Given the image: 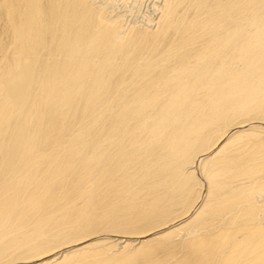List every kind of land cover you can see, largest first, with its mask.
Segmentation results:
<instances>
[{
    "label": "bare ground",
    "instance_id": "obj_1",
    "mask_svg": "<svg viewBox=\"0 0 264 264\" xmlns=\"http://www.w3.org/2000/svg\"><path fill=\"white\" fill-rule=\"evenodd\" d=\"M159 3L0 0V264H264V0Z\"/></svg>",
    "mask_w": 264,
    "mask_h": 264
},
{
    "label": "rangeland",
    "instance_id": "obj_2",
    "mask_svg": "<svg viewBox=\"0 0 264 264\" xmlns=\"http://www.w3.org/2000/svg\"><path fill=\"white\" fill-rule=\"evenodd\" d=\"M95 4L110 3L109 13L117 14L121 18V23L125 27L134 25H144L146 17H152V21H156V12H159L160 0L153 2L151 0H93ZM155 2V3H154ZM154 3V4H153ZM157 4V5H155ZM152 5L155 7H152ZM159 5V6H158ZM157 6V7H156ZM152 12H155V14ZM157 12V13H158ZM152 15V16H151ZM143 18V19H142ZM154 19V20H153ZM154 23V22H153ZM104 233H100L103 235ZM122 235V234H118Z\"/></svg>",
    "mask_w": 264,
    "mask_h": 264
}]
</instances>
